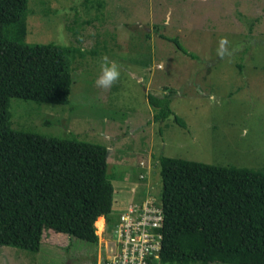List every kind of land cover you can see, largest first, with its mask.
Listing matches in <instances>:
<instances>
[{"label":"rangeland","instance_id":"374dc122","mask_svg":"<svg viewBox=\"0 0 264 264\" xmlns=\"http://www.w3.org/2000/svg\"><path fill=\"white\" fill-rule=\"evenodd\" d=\"M25 42L74 47L73 84L66 105L12 98L13 128L107 147L117 212L160 198L161 156L264 169V0H29ZM104 57L120 65L108 88L95 84ZM148 94L169 97L184 127L156 122ZM98 247L45 233L38 252L0 246V264H95Z\"/></svg>","mask_w":264,"mask_h":264},{"label":"trees","instance_id":"16d2710c","mask_svg":"<svg viewBox=\"0 0 264 264\" xmlns=\"http://www.w3.org/2000/svg\"><path fill=\"white\" fill-rule=\"evenodd\" d=\"M28 4L0 0V246L38 252L49 233L98 247L97 220L109 232L118 220L107 147L13 128L12 98L66 105L73 84L74 47L25 42ZM162 38L195 58L178 38ZM148 102L156 122L173 116L184 127L169 97ZM158 161L161 264H264V169Z\"/></svg>","mask_w":264,"mask_h":264},{"label":"built area","instance_id":"2783aa9c","mask_svg":"<svg viewBox=\"0 0 264 264\" xmlns=\"http://www.w3.org/2000/svg\"><path fill=\"white\" fill-rule=\"evenodd\" d=\"M144 168L134 182L139 189L147 186L151 179V166ZM133 193L138 194V191ZM137 199L130 198L128 205L118 212L111 232L106 224L103 231L106 239L100 241L99 238V247L101 242L103 245L97 249L95 264H161L165 221L162 201L149 193Z\"/></svg>","mask_w":264,"mask_h":264},{"label":"clouds","instance_id":"9594fccd","mask_svg":"<svg viewBox=\"0 0 264 264\" xmlns=\"http://www.w3.org/2000/svg\"><path fill=\"white\" fill-rule=\"evenodd\" d=\"M225 44V38H221L218 49V52L221 54ZM119 77L120 65L116 61H108L107 57H104L103 62L100 65V73L95 80V84L100 88H108L112 86L119 79Z\"/></svg>","mask_w":264,"mask_h":264},{"label":"bare ground","instance_id":"6f19581e","mask_svg":"<svg viewBox=\"0 0 264 264\" xmlns=\"http://www.w3.org/2000/svg\"><path fill=\"white\" fill-rule=\"evenodd\" d=\"M104 220H105L104 217H100L95 223L98 231L101 232V234L104 230V223H105Z\"/></svg>","mask_w":264,"mask_h":264},{"label":"crops","instance_id":"0c3cea01","mask_svg":"<svg viewBox=\"0 0 264 264\" xmlns=\"http://www.w3.org/2000/svg\"><path fill=\"white\" fill-rule=\"evenodd\" d=\"M121 200V199H120ZM124 200V199H123ZM130 199H127V201H125L126 203L129 201ZM120 205V204H119Z\"/></svg>","mask_w":264,"mask_h":264}]
</instances>
